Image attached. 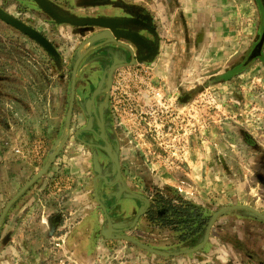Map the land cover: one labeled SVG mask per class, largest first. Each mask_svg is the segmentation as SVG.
I'll list each match as a JSON object with an SVG mask.
<instances>
[{
	"label": "rangeland",
	"instance_id": "obj_1",
	"mask_svg": "<svg viewBox=\"0 0 264 264\" xmlns=\"http://www.w3.org/2000/svg\"><path fill=\"white\" fill-rule=\"evenodd\" d=\"M51 1L60 2L58 11L66 16L138 19L129 27L151 40L155 29L160 52L153 62L116 73L110 119L127 172L116 186L100 179L97 186L102 170L96 160L90 163L79 140L66 135V121L79 47L103 28L58 23L34 0H0L60 52L52 57L0 20V216L67 136L48 172L6 214L0 264H264V219L248 210L221 214L200 250L163 256L130 240L106 238L108 220L97 198L116 223L113 235L163 252L199 246L207 227L199 224L224 206L249 204L264 213V57L247 61L263 31L262 0ZM102 42L82 60L87 65L81 64L77 79L83 93L88 76L98 72ZM174 66L181 67L179 87L169 92L162 71ZM183 92L186 99L179 102ZM86 99L82 94L81 109ZM159 192L191 208L172 224L139 216L144 196L156 209L163 207Z\"/></svg>",
	"mask_w": 264,
	"mask_h": 264
},
{
	"label": "flooded vegetation",
	"instance_id": "obj_2",
	"mask_svg": "<svg viewBox=\"0 0 264 264\" xmlns=\"http://www.w3.org/2000/svg\"><path fill=\"white\" fill-rule=\"evenodd\" d=\"M262 2H263L262 4L264 7V0H262ZM54 4H53L54 7L57 4L58 9H56V10L57 11L60 10L59 6L60 7L62 6L61 3L59 2V3H56L55 5ZM4 10H6V9H4ZM6 11L9 12L10 14L14 15L11 11H9V10H6ZM48 15L50 16V14H48ZM14 16H16V15H14ZM62 16H66V15H62ZM50 17H52V16H50ZM20 20H22V19H20ZM5 24H7V23H5ZM7 25L10 27H13L9 24H7ZM16 30H18V29H16ZM38 31H40V30H38ZM263 31H264V25H263ZM263 31L261 33L259 40L256 42V44H254L253 48L249 52L248 59H247L248 64L252 63L256 59H261L264 57V45H263L262 50H261V54L250 59V56L252 55L257 44L261 40ZM152 32H153L152 34L154 36V39L151 40L148 38V40L150 41V44L152 45V47H154V48L156 47V51L153 52L154 54L150 53L147 46H146L145 49H142L143 55L147 56V55L151 54L152 56L150 58H148L147 60H143V61H139L136 58V62L133 64L146 63L148 61H152L159 55L160 42L158 40L159 38L157 35V31L155 29H152ZM41 33L44 34L43 32H41ZM46 37L53 43V41L48 36H46ZM142 48H144V47H142ZM87 50H88V48L85 49V51H87ZM125 51L126 50H124V52L116 51L115 53L117 54L116 55L117 57H115L114 54L110 55L103 50H100L97 53V55L100 56V60H99L100 62H98V67H99L98 72L93 74V75L91 74L88 76L87 80L89 82L88 81H87V83L85 82V87L88 88V91L86 90L85 93H83V91L81 89L79 90L78 79H77L76 96H75L74 108H73V112H72L69 139L73 135L75 137V139L79 140V142L82 144L83 148L85 150H87V151H84V154L86 152V156L89 158L90 163L95 165V160L98 162L99 168H100V170H102V172L96 174V176L98 175V177H97L96 182H94V183H96L97 186L99 185V182L102 181L103 184L106 183L107 186L113 187V186L117 185L118 180L125 179V177H126L125 176L126 172H127L126 165H128V164H126V162H125L126 160L123 157L125 149L120 144V141H119L120 137L116 132V129L113 125L112 119H110V117H111V103H110L111 102V94H112V87H113V83L115 80L116 73L118 72L119 69H121L125 66L133 65L132 64L133 55L138 56V54H139V51L137 52L136 49L134 50V54L131 51H128L126 53H125ZM179 52H180V50H179ZM85 64L87 65V63H85ZM180 68L181 67L178 68L177 66H174V67H170L165 72L162 71V74L166 73L165 76L163 77V81L167 85V89L169 90V92L174 91L175 88L179 87L176 85V84H178V83H176V74L179 73ZM151 69L153 70L152 79H153V81H155L156 76H154V72L156 71V69H155L154 64L151 67ZM71 83H72V77H71V81H70V86H71ZM181 86L182 85H180V88H182ZM71 89H72V87H70V97H71ZM82 94L87 97V99L85 100V103H84V109H81L79 107V100H80ZM92 94H96L95 99L91 98ZM185 99H186V95L184 92L180 93V95L177 97V100L179 102L181 100H185ZM95 101L99 102V107L95 106V103H94ZM69 105H70V100H69ZM67 114H68V112H67ZM76 122H81L82 125L77 127ZM104 164L111 167V168H109L108 171H106L107 168L104 167ZM130 165H137V163L130 161ZM98 179H100V181H98ZM159 193L161 194L160 195V201L163 202V207L156 209V203H154L152 200H150L149 198L144 196L146 198V201H145L144 208L141 209L139 212V214L141 216H142V214H144L146 216L148 215V217H150L152 221L156 220V221H161L163 224H172V223H175L174 219H176L178 217L181 218L182 216H184L183 215L184 212L189 211V209L191 208V206L189 205L188 202H186L185 206H183V203L179 206V205L175 204V202L173 200H169L161 192H159ZM234 205H238V204H234ZM246 205H249V204H246ZM229 206H231V205H229ZM224 207H226V206H224ZM195 211H198V210L195 209ZM231 211H234V210H231ZM187 217L190 218L189 215ZM136 219L137 218H135L134 221H136V224H137V223H139L140 218L138 220H136ZM210 219L206 221L204 228L206 227V225H208L207 223H209ZM217 220H218V218L216 219V221ZM216 221H215V223H216ZM182 222L183 223L186 222L185 218L182 220ZM213 227H214V225H213ZM213 227H212V229H213ZM186 235H188V234H184V235H182V237H186ZM211 236H212V230H211L210 238H211ZM140 241H142V240H140Z\"/></svg>",
	"mask_w": 264,
	"mask_h": 264
},
{
	"label": "water",
	"instance_id": "obj_3",
	"mask_svg": "<svg viewBox=\"0 0 264 264\" xmlns=\"http://www.w3.org/2000/svg\"><path fill=\"white\" fill-rule=\"evenodd\" d=\"M36 4L46 13L50 14L54 20L58 23H64L69 24L71 26L79 27L81 29H84L86 27H99L103 28L102 31L96 32L92 36H90L88 39H86L82 45L79 47L78 53H77V61L75 63L73 72H72V83H71V97H70V105L68 109L67 114V121H66V129H67V136L70 132V126H71V119H72V112L74 108V102H75V96H76V85H77V78L78 74L80 72V66L82 64V60L84 57L92 50L91 47L88 48L87 51H85V48H83L84 43L87 41H91V45L95 44L99 40H103L102 43L99 44L98 47H104V50L115 57L116 55V49L113 46L115 45L123 48L126 52L131 51L134 54V48L139 50L138 56L133 55V61L132 64L136 62V58L139 61L147 60L152 55L144 56L142 53V46L144 48H148L150 53H153L156 51V47H152L150 44V41L148 38H146L144 35L140 34L138 31L131 29L129 26L133 23H140V20L126 17V16H87V17H76V16H62L56 8L53 6V3L50 0H34ZM0 20L3 22L13 26L14 28L20 30L24 34L28 35L32 39H34L36 42H38L52 57L59 58L60 52L58 51L57 47L40 31H38L36 28L30 26L26 22L20 20L16 16L10 14L6 10H4L0 6ZM143 25L148 26L146 23L142 22ZM122 39L126 42H123ZM128 42V43H127ZM264 45V31L261 37L260 42L257 44L255 50L253 51L252 55L250 56V59L254 58L255 56H258L261 54L262 47ZM97 47V46H96ZM95 48V47H94ZM124 52V51H123ZM154 54V53H153ZM82 67L84 68V64H82ZM95 97V96H94ZM67 136L65 138L60 139L56 142L55 147L53 149V152L51 153L49 157V161L34 175L32 179H30L14 196L13 198L8 202L7 206L4 208L1 216H0V228L2 226V223L6 217V214L8 213L11 206L14 204V202L22 195L30 186H32L39 178L44 176L50 167L54 164L55 160L58 157V154L62 150L66 140ZM97 193V192H96ZM97 198L102 205L103 210L105 211L107 220H108V226L109 228L107 230L103 231V234L106 238H121L125 240L133 241L143 248L163 256H176L181 254H187L194 251L200 250L202 247H204L207 242L210 239L211 230L212 227L218 218L222 213H225L227 211L231 210H248L250 213L257 215L258 217L264 219V213H262L260 210L256 209L253 206L246 205V204H238V205H231L226 206L221 209H219L217 212L213 214L211 217L206 231L203 238V242L193 248V249H187L182 250L178 252H163L160 250H157L148 244L128 235H113L112 232L115 230L116 223L112 220L110 214L108 213L105 204L99 199L98 195ZM140 216V214H139Z\"/></svg>",
	"mask_w": 264,
	"mask_h": 264
},
{
	"label": "bare ground",
	"instance_id": "obj_4",
	"mask_svg": "<svg viewBox=\"0 0 264 264\" xmlns=\"http://www.w3.org/2000/svg\"><path fill=\"white\" fill-rule=\"evenodd\" d=\"M90 46H91V41H87V42L84 43L83 48L87 49V48H89ZM84 66H86V64H84Z\"/></svg>",
	"mask_w": 264,
	"mask_h": 264
},
{
	"label": "trees",
	"instance_id": "obj_5",
	"mask_svg": "<svg viewBox=\"0 0 264 264\" xmlns=\"http://www.w3.org/2000/svg\"><path fill=\"white\" fill-rule=\"evenodd\" d=\"M205 224H206V222H202L201 224H199V228H204V226H205Z\"/></svg>",
	"mask_w": 264,
	"mask_h": 264
},
{
	"label": "crops",
	"instance_id": "obj_6",
	"mask_svg": "<svg viewBox=\"0 0 264 264\" xmlns=\"http://www.w3.org/2000/svg\"><path fill=\"white\" fill-rule=\"evenodd\" d=\"M62 29L65 30V29H66L65 26H64V27L62 26ZM69 30H70V33H71V32L73 33V31H74V33H75V31H76V30H73V29H71V28H70Z\"/></svg>",
	"mask_w": 264,
	"mask_h": 264
}]
</instances>
